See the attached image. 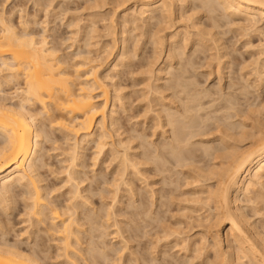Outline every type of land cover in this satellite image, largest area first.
<instances>
[{"label":"bare ground","instance_id":"obj_1","mask_svg":"<svg viewBox=\"0 0 264 264\" xmlns=\"http://www.w3.org/2000/svg\"><path fill=\"white\" fill-rule=\"evenodd\" d=\"M9 1L10 0H0V210H2L3 214L6 216V218H1V216L3 217V215L0 214L1 215L0 216V264H82L83 260L84 261H87V260L84 258L85 253H86V252L84 253V247H83L84 245H83V239H82V236H84V235L81 236V234H83L82 230L85 231L83 229L85 224L88 223V221L90 223V220L93 221L95 211L93 213L94 215L91 214L93 216V217H91L89 213L85 214L84 209H83V207H84L83 205H85V204H83V202L85 203L84 200L86 199L83 196V193L86 191V189L82 185H83V183H85L84 180H86V179L83 180V177H82V175L84 174V171L82 169L85 166H84V161H83L84 156H83V153H81V149H83L85 144H87L88 142L90 143V141L94 140L96 142L98 152L95 154L96 157L93 159L95 162H97L99 160L101 154L104 153V148L109 143V142L107 143V141L108 140H111V141L114 140L115 136L119 137L118 138V145L123 147L124 151L118 157L119 159L118 158L116 159V161L119 162V164H117V165H119V168L117 171V175L119 176V179H114V181L112 182L113 186L114 187L116 186V189H117L116 192L114 191L115 195L118 194L119 188L121 187V185H120L121 183L120 184L118 183L119 180L122 182V185L128 183L127 180L125 179V177H127L129 175V170L131 168H133L134 171L136 170V173H135L136 176H139V174L142 173V171L138 169L139 164L129 154V151H130L129 146L125 145L124 141L120 139L122 134L119 132L120 131V128H119L120 125L118 126L119 121H117V118L115 117V111L112 110L111 113L109 112V109L111 108L110 104L112 101V97L110 96L111 93H110L109 89L113 88V90L115 91V95H116V93L117 94H119V92L121 93V91L119 90L118 85L115 82H113L115 80L114 77H112L114 79L113 80L108 72L107 73L103 72L104 73L103 74L102 72L99 71L100 69H102V65L91 66L87 70V68H86L87 65L91 64V62H96V61L90 60L91 58L90 59L87 58L86 61H84V64L82 63L83 65L78 66L77 70L75 72L71 73L70 67L68 65L69 64L68 61L66 59H64V57H62L61 48L59 47L61 45L58 46L57 44L53 43V41L51 42L49 40L48 36H46V35H40V36L35 35V33H33L32 30H29V26L34 25V23L31 22L33 24L30 25L31 23H30L29 19L28 20L25 19L26 16L24 17V15L23 16L20 15L21 21H19L22 28L19 29L18 28L19 26L18 25L16 26V24L13 20V17H14L13 15L16 11L15 10L13 11L11 9V11L7 12L6 5ZM90 1L91 0H89V2ZM130 1L131 0H101V2H98V0L97 1L94 0V2L91 5L90 4H88V5H90V7H95L97 9V8L105 7L106 4L109 5V2H110L112 4H116V6L119 7V5L120 6L121 5L126 6L127 4H130ZM134 1H132L133 4L134 3L138 4V6L134 5V6H137V7H135V9H132L129 7L127 8L128 12L124 13V15L122 17V22H123L122 24L124 25V27L126 25L129 26V23L135 24L136 22H139V21H141L143 24H146L149 28L148 31H149L150 38L153 41V45L157 46L156 50L158 49V46L166 47V51L168 53L167 58H169V60H173V59L177 60L178 57L181 56V54L178 53L179 48L176 46V44L178 42L177 41L178 39H184L183 33L177 32L174 35H171L170 38H168V36H167V38L166 37L165 38L159 37L158 34L163 32L166 29H169L170 26L172 25L173 21L176 22V24H177V22H178L177 20L183 19L185 14H186L185 12H183V9H185V3H186V5H187V2L190 3L192 5L190 8L191 11H193L192 13H194V11H195V13L190 17V21H191L190 26H191V28L193 27V29H196L195 30L196 36H197V38H199L198 42H195L196 44H194L196 46L195 50H194V56L197 55V58H199V60H200V59H202L200 57V54H206L207 51H208V53H210V51H215L214 53H210L208 56H205V59L212 61V63L213 62L215 63V68H214L215 70L214 71L218 76H222L224 74L223 73L224 70L228 69V66H226V65L229 63V61L227 60L229 53L226 51L227 46L225 47V44L223 43V40H224L223 38L226 37L225 35L228 34V32H232L231 28H229V30H227V31H221V29L225 26H228V25H231L232 27L236 26V25H234L235 23H233V22H235L236 18H238V19L241 18L242 20H244V22H247L248 24H247V26H243V24L241 22L242 26H238L236 32L242 30V31H245V34L250 35V32L253 29H254V32L261 30V29H259L258 24H259L260 20L264 19V0H201L200 4H198V3L195 4V1H197V0H188V1L187 0H134ZM53 3H54V1H53ZM56 9H57V7H56ZM92 9H94V8H92ZM89 11H91V10H89ZM176 12H178V19L176 17V15H177ZM95 14H96V12H95ZM97 15H99V14H97ZM100 15H101V13H100ZM114 15H116V14H114ZM93 16H94V14H93ZM58 17H60V16H58ZM116 17H114V18L118 20V18H116ZM48 20H51V19L48 18ZM117 20L112 19L111 24H112L113 28L116 27V25H118ZM223 20H228V21L226 23H224ZM105 21H107V20L105 19ZM182 21L183 20H181V22ZM174 22H173V28L175 26ZM37 23H39V22H37ZM37 23H36V25H38ZM71 23L77 24V23H75V21H72ZM71 23H70V26L72 25ZM187 23H188V20H187ZM260 23H262V22H260ZM74 24H73V26H74ZM91 24H93V23H90L89 27L94 25V24L93 25H91ZM107 27H108V25H107ZM113 28H111V29H113ZM171 28H172V26H171ZM30 29H33V28H30ZM181 29H183V28H181ZM234 31H235V29H234ZM248 31H250V32L248 33ZM113 32H115L114 29H113ZM121 33H122V35H124L125 31H122ZM251 33H253V32H251ZM45 34H47V33H45ZM161 36H163V35H161ZM190 37H192V36H190ZM232 37L234 38L235 36L233 35ZM53 40H55V39H53ZM56 40H58V39H56ZM259 41H261V40H259ZM182 42H183L182 45H184L185 41H182ZM208 42H210L211 45L215 47V48L213 47V49H215V50H213L211 46H207L206 47L207 50H204L203 48H200L202 50L197 49L199 46L200 47L202 45L206 46ZM52 43H53V45H52ZM56 43H58V42H56ZM126 43L127 42H126V36H125V38L123 37V39H121V45H122V49H123L122 51L123 52L120 54L118 62L117 63L115 62L116 64L113 66V69L117 70L119 66L121 67L122 63L125 62L124 58H125L126 54L129 55L128 50L126 49L128 47V46L126 47ZM226 44H228V43H226ZM155 46H154V48H155ZM263 46H264V44H263ZM179 47H181V46H179ZM185 49H187V47H185ZM106 50L107 49L104 50L105 51L104 53H106ZM180 50H182V49H180ZM108 51H107V53H108ZM131 51H133V50H131ZM163 51H165V49ZM155 52L156 51L154 50V53ZM183 53H184V49L182 52V56H183ZM198 53H199V55H198ZM156 54H157V52H156ZM157 55H160V52H158ZM110 56H111V54H110ZM110 56L108 55V58ZM152 56H155V55H153V53H152ZM161 56H163V55L161 54ZM263 56H264V51L261 50V52H259L258 58H254L255 60H253V61H255L254 65H256L255 68L253 69L254 70L253 72L256 75V77L258 78V80L261 82H264V58H262ZM155 57L158 58V56H155ZM165 57H166V55H165ZM183 59H185V57ZM186 59H188V58L186 57ZM205 59H203V61ZM188 61H185V63H188ZM170 62L173 63V61H170ZM195 62H198V61H195ZM99 63L101 64V62H99ZM182 63L180 64L181 68L179 67L180 68L179 73L174 77V82L172 84V88L176 91V95L178 97L180 96V101L186 100L187 97H190L193 100H195V101L192 100L195 103H196V101H203V99L199 100L200 90H198L199 91L198 94L197 93L196 94L191 93V91H194L192 89V87L194 86V88H195V86H196V83L194 81H197V80H195V77H194V80H192V79L190 80V78H188L186 76V74H188V72L190 73V71H193V69L188 71V68L186 67L187 65L185 66ZM191 64H194V63H191ZM201 65L204 66L203 63ZM250 65H251V63H250ZM82 67L83 68L85 67L86 70L85 71L82 70ZM193 67H195V66H193ZM193 67H190V68H193ZM171 68H173L172 65H171ZM176 68H178V67H176ZM202 68L204 69V67H202ZM231 68H229V69H231ZM210 70H212V68ZM151 71H152V69H151ZM177 71L175 70V72H177ZM240 71H241V69H240ZM239 73H241V72H239ZM212 74L213 73L211 72L210 75L212 76ZM188 75L190 76L191 74H188ZM192 75H193V73H192ZM192 75H191V77H192ZM241 77L242 76H240V78ZM231 79H233V78H231ZM21 81H23V87L19 88L17 90L15 89L16 90V92H15L16 96L14 98H16L17 100H14L13 96L9 98V96L4 92V86L5 85H12L13 83H18ZM117 81H119V80H117ZM78 82H80V83H78ZM169 83H170V81H169ZM230 83H232V82H230ZM258 84H261V83H258ZM228 87H229V85H228ZM230 87H232V86H230ZM120 89H122V88H120ZM149 89H150V87H149ZM159 89H161V88H159ZM154 90H156V89H154ZM221 90H223V89H221ZM230 90H232V89H230ZM243 90H246V89L244 88ZM248 90H249V88H248ZM95 91L100 93V95L95 94ZM216 91H218V90H216ZM233 92H235V91H233ZM223 94L224 93L222 92V95ZM156 95H158V94H156ZM210 95H212V94H210ZM218 95H219V93H218ZM119 96L121 97V95H118V97ZM206 96H209V95H206ZM118 97H117V99H118ZM161 97H157V98H161ZM123 98H125V97H123ZM165 98L162 97L161 99H158V100L161 103V101H163ZM171 98H173V97H171ZM114 99H115V97H114ZM218 99L220 100L221 98L218 97ZM158 100H156V101H158ZM159 101H158V103H159ZM187 101L188 100H186L187 104H185V103H182V104L188 105ZM174 102H176V101L174 100ZM211 102H213V101L211 100ZM234 102H235V100H234ZM114 103L115 102L113 100V104ZM158 103H157V105L159 106V109H155V110H153V112L156 115L155 118L158 119L159 122H157L158 124L154 125V128H156L155 126H159L160 128L162 127L161 129H165L163 131V135L166 136L165 134L170 133L171 136H170V134H169V137L167 135V140H168V138H170L169 139L170 141L169 140L168 141L162 140V142H160V140L157 139L159 141V143H157V144L156 143L154 144V142L149 143L147 141L146 142L148 144L145 143L146 145L150 144L153 147L151 149V151L149 150V153H146V156H147L148 163H150V165H152L155 168V170L159 168V163L163 164V161L165 163V153L166 152L169 154H173L174 156L179 155V153L181 152V149H182L183 142H186L184 139L188 140L187 137H185V138L183 137L185 134L184 131L187 132L186 131L188 129L187 127H189V125L191 124V121H192V119H190V117H188L189 114L187 115V110L185 108H184V113H182L180 108L177 107L178 105L175 106V108H172L169 105L171 102L170 103L168 102L169 104L168 103L167 104H163V103L158 104ZM223 103H224V101H223ZM113 104H112V107H113ZM120 104H122V102ZM200 104L201 103L198 102V105H200ZM210 104H212V103H210ZM198 105H197V107H198ZM230 105H231V103H230ZM35 107H37V109ZM191 107H190V109H191ZM230 107H232V106H230ZM114 108H115V106H114ZM150 108H152V107H150ZM199 108H200V106H199ZM202 108H203V105H202ZM225 110H227V109H225ZM228 110L230 111L231 109H228ZM232 111H233V109H232ZM251 111H253V110H251ZM109 113L111 114V116H109ZM198 113H197V115H198ZM151 114H152V112H151ZM193 114H194V112H193ZM252 114H254V112H252L251 115ZM178 115L183 116V118H185V119H187V118L190 119L187 126L185 124L186 122L184 121L185 123L183 122L184 123L183 127L182 128L179 127V129H177L176 124H177V121L179 119L176 120V117ZM254 116H255V114H254ZM258 116H260L259 113H258ZM109 117H111V119ZM191 117H193V116H191ZM180 118H182V117H180ZM227 118H229V117H227ZM252 118H254V117H252ZM199 119H200V117H199ZM180 120H182V119H180ZM180 120H179V122H180ZM194 120H196V119H194ZM187 121H188V119H187ZM203 121L205 122V120H203ZM109 122H110V126H109ZM196 122H197V120H196ZM251 122H252V120H251ZM198 123H195V124H197V126H198ZM262 123H257V125H256L257 129L254 126L255 130H257V131H255L256 133H253L254 131L253 132L250 131V133H249V132H246L247 131L246 130V131L242 132L240 135L239 134L240 131H239L238 136H240V138L235 137V138H238V139H236V141L234 140L235 142L240 141L239 139H241V138L244 140L245 139L250 140L253 137L254 140L252 142H249L250 145H248V147L242 149L239 145L232 143L233 141H230L229 143H231L233 145H227L226 144V146L222 149V152L220 154L214 155L212 157V161H216V160L218 161V159L220 158L219 163L212 162L213 164H211V165L209 164V166H207V168H204V169L202 168V170L199 172V177L196 176V174H198V172H196V174L193 172L194 174H192L198 178L197 179L198 183L201 181H204V182L209 181L210 182L211 180H214L213 182L215 183V184L213 183V185H210L211 183L209 184V182H207L210 186H209V188L207 187L208 191L206 192V196L197 198L198 204L200 203L201 206L203 205V207H206V206L209 207V209H207V210L210 212L209 218L211 217L210 219H212L211 225L207 222L210 226V227L208 226V229L210 228V230L206 231V232L209 231L208 233H209L210 238L212 239V243H213V245H212V243L210 244L213 247H211L209 245H207V246L211 247L210 249L213 248L215 250V253H216L215 261L212 264H264V232L261 231V229L259 228L260 225L257 226V224L254 221H252L253 218H251L250 217L251 215L248 214L249 211L248 212L245 211V204H244V201L241 199V196H244L245 202L253 205L252 210L256 214L255 216L257 217L258 214H260L259 217L261 216V210H260L261 206L259 207L260 209H258V205H259L258 203L261 200H263V198H264L263 197L264 193L263 194L261 193L264 190V124H262ZM201 125H199V127ZM204 125H205V123H204ZM253 125H255V124H252V127H253ZM232 126H233V124H232ZM242 126L244 127V123ZM167 127L169 128V130H166ZM190 127H192V126L190 125ZM53 128L60 130L59 136L61 137L60 139L57 137L56 138L57 140H55L54 142L57 143V142L62 140V141H64L62 143L69 144V146H68L69 148L67 151L68 153H66V152L63 153V155L66 154V155H69V157H68V159H66L65 158L66 156L64 155L65 157L62 158V160L64 159L62 161V164H64L66 183H67V185L69 184L70 188H72V189L68 193V196L70 195L69 199L66 201L64 200L65 201L64 203L60 202L59 200L54 199V198L58 199L60 196H56L58 193L54 194L55 191H57V190H53L51 187H48L47 183H46L47 185L44 184L45 179H44V177H43L44 175L42 173V169L47 167V165H48V163L44 160V157H43L45 155H42L43 143H44L45 139L47 140L48 138L51 137L52 133L54 132L53 130H55ZM185 128H187V129L184 130ZM192 128H194V126ZM233 128H235V127H233ZM231 129L228 128L227 130H224V132L222 131V133H223L222 139H220L221 143H226L227 138L231 139V137H232V139H233L234 134L229 133V130H231ZM190 130H192V129H190ZM207 130H209V129H207ZM253 130H254V128H253ZM218 131H220V130L218 129ZM197 132H195L196 135H197ZM220 133H221V131H220ZM232 133H234V132L232 131ZM135 134L138 135V133H135ZM153 134L155 137L156 133H153ZM137 135H136V137H137ZM163 135H162V137H163ZM193 135L195 137L194 133H193ZM193 135L191 134V136H193ZM198 135H199V133H198ZM187 136H189V134H187ZM234 136H236V135H234ZM145 137H147V136H144V138ZM162 137L160 135V138H162ZM199 137H200V135H199ZM129 138H132V137L129 136ZM218 138H220V137H218ZM136 139L137 138H135L134 140H136ZM146 139H144V140H146ZM72 141H73V143H70ZM111 141H110V143L112 144L113 149H114L116 140H115V142L114 141L111 142ZM133 141H131V142H133ZM208 141L209 142L205 146V151L207 152V155L209 152L212 153V150L214 149L213 144H210L211 141L210 140H208ZM142 142H143V140H142ZM62 143H60V144H62ZM205 143L206 142L204 141V144ZM60 144H59V146H61ZM187 144H189L188 141H187ZM184 145H186V144H184ZM195 145H198V144H195ZM186 146H188V145H186ZM194 146H192V147H194ZM58 149H60V148H58ZM183 150H185V149H183ZM116 151L117 150H115V152ZM110 152H111V150H110ZM116 153L118 154V152H116ZM195 153H197V152H195ZM211 153H209V154L212 155ZM114 156H115V153H114ZM166 157L168 158V156H166ZM170 157L172 158L171 155H170ZM178 157H175V159ZM203 157H204V155H203ZM144 158H146V157H144ZM175 159H174V161H175ZM169 160H172V159L169 158ZM95 164H97V163H95ZM152 166H151V168H152ZM191 166L190 167L185 166V167H188V169H189V168H191ZM193 166H194V164H193ZM164 167H165V165H164ZM166 168L167 167H165V169ZM194 169H195V167H194ZM160 170L162 171V167H160ZM166 171H169V170L166 169ZM196 171H199V169ZM132 172H133V170H132ZM189 172H190V170H189ZM137 173H138V175H137ZM133 176H135V175H133ZM191 177H193V176H191ZM160 179H162V178H160ZM169 182H171V181H169ZM92 183H94V182L92 181ZM199 184H201V183H199ZM204 184H206V183H204ZM188 185H190V184H188ZM194 185H197V184L194 183ZM203 185H199V186H203ZM92 186H94V185H92ZM95 186H97V183L95 184ZM130 186L128 189H130ZM126 188H127V186H126ZM177 189H179V188H177ZM150 190H152L151 187H150ZM198 190H200V189L198 188ZM97 191H98V189H97ZM129 192H131V190ZM132 193H134V191ZM147 193H148V191H147ZM153 194H155V193H153ZM199 194L204 195L205 194L204 189L201 192H199ZM153 196H155V195H153ZM141 198H143V196ZM166 199H168V198H166ZM87 201L88 200H86V202ZM134 202H135V200H134ZM148 202H150V201H148ZM186 202L188 203V201H186ZM144 203H145V199H144ZM16 204H18L19 206L16 207L15 206ZM153 204L154 203H152L151 205H153ZM134 207H135V205H134ZM137 208H139V206ZM142 208H145V207H142ZM154 208H155V206H154ZM191 208H193V206ZM198 208L200 209L199 206H198ZM194 209H195V206H194ZM85 210H87V209H85ZM109 210H111V209L109 208ZM187 210H191V209L187 208ZM145 211H143V212L145 213ZM192 211H193V209H192ZM192 211H190V212H192ZM195 211H193V212H195ZM208 211H207V214H208ZM22 212L27 217V220L24 221V223L28 224V226L26 227L27 230H26V232H24V231L23 232H24V234H27L26 240H28V242H30L28 244V246H23L21 244L22 242H20V243L19 242H13V239L10 238V235L13 231V228L11 226H15V225H12V219L8 218L7 216L12 215V213H14V214L16 213L17 216L23 215ZM204 212H206V211H204ZM112 213L113 212H111V211L106 212L105 217H104V215L102 216V218L104 217L105 219H102V222L98 223V227L96 229L101 228V227L103 228L104 226H106V224L108 225V221L111 219L109 217L112 215ZM137 213H139V212H137ZM142 214L143 213H141V215ZM96 215H98V214H96ZM150 215H152V214H150ZM206 215H204V216H206ZM160 217H161V215H160ZM97 218H99V217L96 216L95 220H97ZM150 218H151V216H150ZM209 218H207V219L209 220ZM191 219H192V216H191ZM191 219H190V221H191ZM184 221H185V219H184ZM190 223H192V221ZM204 224H206V223H204ZM17 226H19V225H17ZM261 226L263 227V224ZM187 227L189 228V226H187ZM191 227L193 228V226H191ZM104 228H103V230L108 229V227L107 228L104 227ZM168 228H169V226H168ZM200 228H202V227H200ZM93 229H94V227H93ZM101 229H99V230H101ZM162 229H164V228H162ZM167 230H169V229H167ZM88 232H90V231H88ZM157 233H159V232H157ZM177 234H179V233H177ZM177 234H175V235L179 237V235H177ZM100 236L102 239L105 237V234H101ZM19 237H23V234H22V236L20 235ZM180 238H182V237L180 236ZM99 239H100V237L98 238V241H99ZM166 239H167V237H166ZM174 240H175V237H174ZM188 240H187V242H188ZM205 240H207V239H205ZM201 241H202V239H201ZM160 242H161V239H160ZM205 243H206V241H205ZM91 244L94 245L93 243H91ZM102 244L104 245L103 246L104 248L102 247L104 250V253H103V251L101 252L103 254H106V249H109L110 251L112 249H114L113 247H109L108 246L109 244L108 243L106 244L105 241H104V243H101V245ZM188 244L190 246L191 242H189ZM199 244H198V246H199ZM224 244H227L225 246V247H227V249L224 248ZM182 245H185V243ZM196 245H197V242H195L193 244V246H196ZM89 246H91V245H89ZM127 246H124V247H127ZM92 247H91V249H92ZM187 247H188V245H187ZM187 247H186V249H187ZM205 249L207 251L209 250L206 247H205ZM205 249L203 248V250H205ZM100 250H102V249H100ZM125 250H126V248L124 249V251ZM214 250H212V251H214ZM114 251L116 252V250H114ZM114 251L110 252V253L112 254V253H114ZM88 252L90 254L91 251H88ZM201 252H204V251L201 250ZM107 253H109V252H107ZM118 253H121V251H119ZM118 253H116V254H118ZM168 253H169V251H168ZM91 254H92V252H91ZM91 254H90V257H92ZM122 254L123 253H121V255ZM196 254H197V252H196ZM226 255H228V257L225 258ZM58 259H61V260H58ZM113 259H114V257H113ZM119 259H121V258H119ZM109 260H111V257L109 258ZM90 261H92V260H90ZM111 261H109L108 263L111 262L110 264H112L113 262H115V259L111 260ZM117 261L118 260H116V262ZM209 262H210V258H209ZM85 263L87 264V262H85Z\"/></svg>","mask_w":264,"mask_h":264},{"label":"rangeland","instance_id":"obj_2","mask_svg":"<svg viewBox=\"0 0 264 264\" xmlns=\"http://www.w3.org/2000/svg\"><path fill=\"white\" fill-rule=\"evenodd\" d=\"M53 1H54V3H53ZM132 1H134V0H131L130 4H127L126 6L125 5H121V6L119 5V7H117L116 4H112L109 2V5L106 4L107 6L105 5V7L96 9L95 7H90V5L94 2V0H91L90 2H89V0H39V1L38 0H10L7 3L6 7H7V12L11 11V9L13 11L14 10L16 11L13 15L14 16L13 20H14L16 26L17 25L19 26L18 27L19 29L22 28V26L20 25V22H19V21H21L20 15H22V16L24 15V17L26 16L25 19H27V20L29 19L30 23L31 22L34 23V25H32L33 23L30 24L32 26H29V30H32V32L35 33V35H37V36L46 35V36H48V38L51 42L53 41V43L57 44L58 46L61 45L59 47L61 48L62 57H64V59H66L68 61V63H69L68 65L70 67L71 73L75 72L77 70L78 66L83 65L84 61H86L87 58L88 59L91 58L90 60H93L96 62H91V64L87 65L88 66V67L86 66L87 70L91 66L102 65V69H100L99 71L102 73L108 72L109 75L111 76V78L114 77L115 80L112 78L114 80L113 82H115L118 85L119 90L121 91V93L119 92V94L116 93V95H115V91L113 90V88L109 89L110 93H111L110 96L112 97V101L110 104L111 108L109 109V112L111 113L112 110L115 111V117L117 118V121H119L118 126L119 125L121 126V127L119 126V128H120L119 132L122 134L120 139L124 141L125 145L129 146V148H130L129 154L139 164L138 169L141 170L142 173L139 174V176H136V174H135L136 170L134 171V169L131 168L129 170V175H128L129 177L128 176L125 177V179L127 180L128 183L122 185V182L119 180L118 183L119 184L121 183L120 184L121 187L119 186L120 187L119 192H118L119 195L118 194L115 195V192L117 189H116V186L115 187L113 186L112 182L114 181V179H119V176L117 175V171L119 168V165H117V164H119V162L116 161V159L124 151V148L118 145V138L119 137L115 136L114 140H112L114 142L116 140L114 149L117 150L116 152H118V154L113 149V146L110 143L111 140H108L107 143L108 142L109 143L104 148V153L101 154V156L97 162H95L93 159L96 157L95 154L98 152L96 142L94 140L90 141V143L88 142L87 144H85L83 149H81V153H83V156H84L83 161H84V166H85L82 169L84 171V174L82 175V177H83V180L86 179V180H84L85 183H83V185H82L86 189V191L83 193V196L86 198L84 200L85 203L83 202V204H85V205H83L84 206L83 209H84V213L85 214L89 213L91 217H93L91 214H93L95 211V215L93 214L94 215L93 221L90 220V223L88 221V223L85 224V226H84L85 228L83 227V229L85 231L82 230L83 234H81V236L84 235V236H82L83 245H84L83 246L84 247V253L85 252L87 253V254L85 253V256H84V258L87 261L83 260L82 264H86L85 262H87V264H110L112 262L111 260H114V259H115V262H113L112 264H114V263L115 264H206V263L212 264L215 261L216 253H215V250L213 248L210 249L211 247H213L210 245L212 243V239L210 238V235L208 233L209 231L206 232L207 230H210V228L208 229V226H209V224L211 225L212 219H210L211 217L209 218L210 212L207 210V209H209V207L208 206L203 207V205L201 206L200 203L198 204L197 198L206 196V192L208 191L209 186L213 185L214 180H211L210 182L209 181H206V182L201 181V182H199L201 184H199L197 181L198 178L196 176L199 177V172L202 170V168L203 169L207 168V166H209V164L210 165L213 164L212 162H216V163L220 162V158L218 159V161L217 160L212 161V157L214 155L220 154L222 152V149L226 146V144L227 145H233V144L229 143L230 141H233L232 143L239 145L242 149L248 147V145H250L249 142H252L254 140L253 137L250 140L249 139L244 140L241 138V139H239L240 141H237V142H235V141L238 138H235V137L240 138V136H238V135L239 134L241 135V133L246 131V130H247L246 132H249V133H250V131L251 132L254 131L253 133H256L255 131H257V130H255V127H256L257 123H262L264 121V119H263L264 118V82L259 81L253 72L254 71L253 69L256 66V65H254L255 61H253V60H255L254 58H258L259 52H261V50L264 51V46H263V44H264V40H263L264 39V34H263L264 33L263 32L264 31V19L263 20L259 19L260 22H262V23L259 22L258 27L261 30L254 32V29H253L251 31L253 33L248 31V33L250 32L251 36L249 34L248 35L245 34V31H242V30L236 32L238 26H242V24H243V26H247V24H248L247 22H244V20H242L241 18L235 19V22H233V23H235L234 25H236V26H233L234 28L231 25H228L229 27L225 26L221 29V31H227V30H229V28H231L232 32H228L229 35L226 34L225 35L226 37L224 36L226 39L223 38L224 39L223 43L225 44V47L226 46L228 47V48L226 47V51L229 53L228 54L229 56L227 59L229 61V63L226 65V66H228V69L224 70L223 73L225 75L223 74L222 76H218L214 71L215 70L214 69L215 63L214 62L212 63V61L205 59V56H208L210 53H214L215 51H210V53H208V51H207L206 54H200V57L202 58L200 60H199V58H197V55L194 56V50L196 47L194 44H196L195 42H198L199 38H197V36H196V31H195L196 29H193V27L191 28V26H190L191 25L190 17L195 13V11H194V13H192L193 11H191V9H190L192 5L187 2L188 0L186 1L187 5L185 3V9H183V12H185L186 14L184 13L185 16L183 19H181L184 22L183 21L181 22V20L179 19V20H177L178 22L176 24V22L173 21L175 23L174 28H173V22H172V25H171L172 28L170 26L169 29H166L167 31L164 30L163 32L158 34L159 37H164V38L166 37L167 38V36H168V38H170L171 35H174L177 32L183 33L184 37L183 36L182 37L185 40L184 39H178L177 40L178 42L176 44V46L179 48L178 53L181 54V56H179L177 60L176 59L169 60V58H167L168 53L166 51V47L158 46L159 50L158 49L156 50L157 46L153 45V41L150 38L149 31H148L149 28L146 24H143L141 21H139V22H136L135 24L129 23V26L126 25L124 27V25L122 24L123 23L122 17L124 15V13L128 12L127 8L129 7V8L135 9V7L138 6V4H135V3L133 4ZM197 1H195V4H197V3L200 4L201 0H197ZM98 2H101V0H98ZM88 4H90V5H88ZM134 5H137V6H134ZM56 7H57V9H56ZM92 8H94V9H92ZM89 10H91V11H89ZM95 12H96V14H95ZM100 13H101V15H100ZM176 13H177L176 17L178 19V12H176ZM93 14H94V16H93ZM97 14H99V15H97ZM114 14H116V15H114ZM58 16H60V17H58ZM114 17L118 18V20L115 19ZM48 18L51 20H48ZM105 19L107 21H105ZM112 19L117 20V22H118L117 23L118 25H116V27H114V28L112 27V24H111ZM187 20H188V23H187ZM72 21H75V23H77V24L73 23L74 24V26H73V24L71 23ZM223 21H224V23H226L228 20H223ZM37 22H39V23H37ZM241 22H242V24H241ZM36 23L38 25H36ZM70 23L72 24L71 26H70ZM90 23H93L94 25L91 24L93 26L89 27ZM107 25H108V27H107ZM110 27L113 28L115 32H113V29H111ZM30 28H33V29H30ZM179 28L180 29L183 28V29L180 30ZM234 29H235V31H234ZM122 31H125L126 35L125 34L122 35V33H121ZM45 33H47V34H45ZM161 35H163V36H161ZM189 35L192 36L193 38L190 37ZM233 35L235 36L234 38L232 37ZM125 36H126V42L128 43V44L126 43V47L128 46L126 49L128 50L129 55L126 54V56L124 58L125 62L123 61L124 63H122L121 67L119 66L118 69L116 70V69H113V66L118 62L120 54L123 52L122 51L123 50L122 45H121V39H123V37L125 38ZM53 39H55V40H53ZM56 39H58V40H56ZM259 40H261V41H259ZM182 41H185L184 45H182L183 44ZM56 42H58L59 44ZM53 43H52V45H53ZM209 43L210 42H208L206 46H204V45H202L201 47L199 46L197 49L203 48L204 50H207V48H206L207 46H211L213 49L214 46H212L211 43L210 44ZM226 43H228V44H226ZM154 46H155V48H154ZM179 46H181L182 48ZM185 47H187V49H185ZM105 49H107L106 53H104ZM130 49L133 51H131ZM164 49H165V51H163ZM180 49H182V50H180ZM183 49H184V53L182 56ZM154 50L157 52V54H158V52H160V55H157L156 52L154 53ZM200 50H202V49H200ZM213 50H215V49H213ZM107 51L109 54L107 53ZM152 53H153V55L158 56V58L155 56H152ZM110 54H111V56H110ZM161 54L163 56H161ZM108 55L110 56L109 58H108ZM165 55H166V57H165ZM198 55H199V53H198ZM184 57H185V59H183ZM186 57L188 59H186ZM262 58H264V56ZM203 59H205V60L203 61ZM194 60L198 61V62H195ZM170 61H173V63ZM185 61H188V63H185ZM99 62H101V64ZM181 63L185 66L187 65L186 67L188 68V71L193 69V71H190V73L188 72V74H191V75L193 73L192 77H191V75L189 76L188 74H186V76L188 78H190V80L191 79L194 80V77H195V80H197V81H194L196 83V86H195V88H194V86L192 87V89L194 91H191V93L192 94H196V93L198 94V92H199L198 90H200L199 100L203 99V101H196V103H195V102H193L195 100H193L190 97H187L186 100H188L187 101L188 105H185V104H187L186 100L180 101V96L178 97L176 95V91L172 88V84L174 82V77L180 71V68H181L180 64ZM191 63H194V64H191ZM202 63L204 64V66L201 65ZM250 63H251V65H250ZM171 65L173 68H171ZM193 66H195V67H193ZM176 67H178V68L180 67V68L178 69ZM190 67H193V68H190ZM202 67H204V69ZM86 68L82 67V70L85 71ZM211 68L213 71L210 70ZM229 68H231V69H229ZM151 69H152V71H151ZM240 69H241V71H240ZM175 70L176 71L178 70V71L175 72ZM210 71L213 73L212 76L210 75V73H211ZM239 72H241V73H239ZM240 76H242V77L240 78ZM231 78H233V79H231ZM117 80H119V81H117ZM169 81H170V83L171 82L172 83L170 84ZM230 82H232V83H230ZM257 82L261 83V84H258ZM78 83H80V82H78ZM228 85H229V87H228ZM230 86H232V87H230ZM22 87H23V81L18 82V83H13L12 85H5L4 86V92L9 96V98L12 96L14 98L16 96L15 95L16 90L19 88H22ZM149 87H150V89H149ZM120 88H122V89H120ZM159 88H161V89H159ZM244 88L247 91L243 90ZM248 88H249V90H248ZM154 89H156L157 91ZM221 89H223V90H221ZM230 89H232V90H230ZM216 90H218V91H216ZM233 91H235V92H233ZM222 92L224 93L223 94L224 96L222 95ZM218 93H219V95H218ZM95 94L100 95V93H98L97 91H95ZM156 94H158V95H156ZM205 94L209 95V96H206ZM210 94H212V95H210ZM118 95H121L122 98L120 96L118 97ZM116 96L118 97V99ZM161 96L163 98H165V97L166 98L163 101H161V103H160V101L158 99H161L162 98ZM114 97H115V99H114ZM123 97H125V98H123ZM157 97H161V98H157ZM171 97H173L174 99ZM218 97L221 99L219 100ZM14 100H17V99L14 98ZM113 100L115 102L114 104H113ZM156 100H158L160 104H162V103L167 104L168 102L169 103L171 102L170 104L169 103L168 104L172 108H175V106L178 105L177 107L180 108L182 113H184V108H185L187 110V115L189 114L188 117H190V119H192L190 125L192 127L194 126L195 129L190 127V125L187 128L189 130L192 129L193 131L192 130L189 131L187 128L184 129V130L187 129L186 130L187 132L184 131L185 134L183 137L184 138L187 137L188 140L184 139L186 142H183V144H182V149H181V152L179 153L180 156L179 155L174 156L173 154H169L166 152L165 153V163H164V161H163V164L159 163V168L155 170V168L152 165H150V163H148L147 156H146V153H149V150L151 151V149L153 147L150 144L146 145L145 143L154 142V144L155 143L157 144V143H159L158 140H160V142H162V140L168 141L170 139V138H168V140H167V135L169 137L170 133L165 134L166 136L163 135V131L165 129H161L162 127L160 128L159 126H155L156 128H154V125L158 124L157 122H159V120L155 118L156 115L153 112V110L159 109V106L157 105L158 101H156ZM174 100L177 103L174 102ZM211 100L213 102H211ZM234 100H235V102H234ZM223 101H224V103H223ZM121 102H122V104H120ZM198 102L201 104L198 105ZM182 103H185V104H182ZM210 103H212V104H210ZM230 103H231V105H230ZM112 104H113V107H112ZM197 105H198V107H197ZM202 105H203V108H202ZM114 106H115V108H114ZM199 106H200V108H199ZM230 106H232L233 108ZM150 107H152V108H150ZM190 107H191V109H190ZM35 108L37 109V107H35ZM225 109H227V110H225ZM228 109H231L230 110L231 112ZM232 109H233V111H232ZM251 110H253V111H251ZM151 112H152V114H151ZM193 112H194V114H193ZM196 112L197 113L199 112L198 115ZM252 112H254L255 116H254V114L251 115ZM110 113H109V116H111ZM258 113L260 116H258ZM191 116H193V117H191ZM180 117H182V118H180ZM199 117H200V119H199ZM227 117H229V118H227ZM252 117H254V118H252ZM109 118L111 119V117H109ZM177 119H179V120L182 119V120H180V122H179V120L177 121V124H176L177 129H179V127L182 128L185 122H186L185 124L187 126L188 122L190 121L189 118H187L188 119V121H187V119H185V118H183V116H179V115L176 117V120ZM194 119H196L197 122ZM203 120H205V122ZM251 120L253 123L251 122ZM195 123H198V126ZM204 123H205V125H204ZM243 123H244V127L242 126ZM232 124H233V126H232ZM252 124H255V125H253V127H252ZM262 124H264V122ZM199 125H201V126L199 127ZM109 126H110V122H109ZM233 127H235V128H233ZM228 128L229 129L232 128L231 130H229V133L234 134L236 136L233 135V139H232V137H231V139L227 138L226 143H221L220 139H222V134H223L222 131L224 132V130H227ZM253 128H254V130H253ZM53 129H55V128H53ZM207 129H209V130H207ZM218 129L221 131V133H220V131H218ZM256 129H257V127H256ZM166 130H169V128L167 127ZM53 131L54 132L52 133V135L50 137L51 139L50 138H48L47 140L45 139V141L43 143L42 155H45L43 157H44V160L48 163V165H47V167L42 169V173H43V175H44L43 177L45 179L44 184L45 185L48 184V187H51L53 190H57V191H55L54 194L58 193L56 196H60L58 199L57 198H54V199L59 200L60 202L64 203L66 200L69 199L70 195L68 196V193L72 189V188H70V185L69 184L67 185V183H66L64 164H62V161L64 160V159L62 160V158H64L66 156L65 158L68 159V157H69V155H66V154H64L65 156L63 155V153H65V152L68 153L67 151L69 148L68 147L69 144L62 143V142H64L62 140L55 143L54 141L57 140L56 139L57 137L59 139L61 138L59 136L60 130L55 129ZM232 131L234 133H232ZM239 131H240V133H239ZM195 132H197V135ZM135 133H138V135ZM153 133H156L155 137H154ZM190 133L192 135L194 133L195 137H194V135L191 136ZM198 133H199L200 137H199ZM187 134H189V136H187ZM136 135H137V137H136ZM160 135H161V137L163 135V137L160 138ZM129 136L132 138H129ZM144 136H147V137L144 138ZM170 136H171V134H170ZM218 137H220V138H218ZM133 138L134 139L137 138L136 139L137 141L134 140ZM144 139H146V140H144ZM142 140H143V142L144 141L145 142L143 143ZM208 140H210L211 141L210 144H213V146H214L212 153L209 152L212 155H210L209 153L207 155V152L205 151V146L209 142ZM131 141H133V142H131ZM187 141L189 144H187ZM204 141L206 142L205 144H204ZM60 143H62V144H60ZM70 143H73V141ZM59 144L61 146H59ZM184 144H186L188 146H186ZM193 144L194 145L198 144V145L194 146ZM192 146H194V147H192ZM58 148H60V149H58ZM183 149H185V150H183ZM110 150H111V152H110ZM195 152H197V153H195ZM114 153H115V156H114ZM170 155L172 156V158L170 157ZM203 155H204V157H203ZM166 156H168V158ZM144 157H146V158H144ZM175 157H178V158L175 159ZM169 158L172 160H169ZM174 159L176 162L174 161ZM94 162L97 164H95ZM193 164H194V166H193ZM164 165H165V167H167L166 169H168L169 171H166ZM189 165L190 166L192 165L191 168L192 167L193 168L188 169V167H190ZM151 166L153 169L151 168ZM185 166H188V167H185ZM160 167H162V171L160 170ZM194 167H195V169H194ZM198 169H199V171H196ZM132 170H133V172H132ZM189 170H190V172H189ZM193 172L195 174H196V172H198V174H196V176L192 175V174H194ZM133 175H135V176H133ZM137 175H138V173H137ZM191 176H193V177H191ZM160 178H162V179H160ZM92 181L94 183H92ZM169 181H171V182H169ZM193 182L196 183L197 185H194ZM207 182H209V184L210 183L211 184L209 185ZM96 183H97V186L99 185L98 187L95 186ZM204 183H206V184H204ZM188 184H190V185H188ZM92 185H94L95 187ZM128 185L130 186V189H128L129 188ZM199 185H203V186H199ZM126 186H127V188H126ZM150 187L154 192L152 190H150ZM177 188H179V189H177ZM198 188L200 190H198ZM97 189H98V191H97ZM203 189H204L205 194L204 195L199 194V192H201ZM130 190H131V192H129ZM132 190L134 191V193H132L133 192ZM147 191H148V193H147ZM152 192L155 194H153ZM261 193L263 194L264 190ZM153 195H155V196H153ZM142 196H143V198H141ZM263 197H264V194H263ZM166 198H168V199H166ZM144 199H145V203H144ZM241 199L244 201L245 211H247V212L249 211L248 214L251 215L250 216L251 218H253L252 221H254L257 224V226L260 225L259 228L261 229V231L264 232V228H263L264 227V222H263L264 221V212H263L264 211V208H263L264 207V204H263L264 198H263V200H261L258 203L259 204L258 209L261 208L260 209L261 210V216L260 217H259L260 214H258L257 217L255 216L256 214L252 210L253 205L245 202L244 196H241ZM86 200H88V201L86 202ZM134 200H135V202H134ZM148 201H150V202H148ZM186 201H188V203ZM152 203H154V204L151 205ZM134 205H135V207H134ZM15 206L18 207L19 205L16 204ZM138 206L140 209L137 208ZM141 206L145 207V208H142ZM154 206H155V208H154ZM192 206H193V208H191ZM194 206H195V209H194ZM198 206L200 207V209L198 208ZM109 208L111 210H109ZM187 208L191 209V210H187ZM85 209H87V210H85ZM192 209H193V211L196 210L195 211L196 213L193 212ZM107 210L114 213V214L112 213V215H111L112 217L111 216L109 217L111 219L109 220L110 222L108 221V225L106 224V226H104L106 228L108 227V229L103 230L104 227L103 228L101 227L102 229L101 228L96 229L98 227V223L102 222V219H105L104 217H105L106 212H108ZM203 210L206 212H204ZM143 211H145V213ZM190 211H192V212H190ZM207 211H208V214H207ZM137 212H139V213H137ZM141 213H143V214L141 215ZM0 214L3 215V217L0 215L1 218H6V216L3 214L2 210H0ZM96 214H98V215H96ZM150 214H152V215H150ZM103 215H104V217L102 218ZM160 215H161V217H160ZM204 215H206V216H204ZM96 216L99 217V218H97V220H95ZM150 216H151V218H150ZM191 216H192L193 220L191 219ZM7 217L11 218L12 219V225H15V226H11L13 228L14 232L12 231L13 234L11 233L10 238L13 239V242H19V243L22 242L21 244L23 246H28V244L30 242H28V240H26L27 234H24V232H26V230H27L26 227L28 226L27 223H24V221L27 220V217L24 215V213H23V215H19V216H17L16 213L15 214L12 213V215L7 216ZM189 218L191 219L192 223H190L191 221ZM207 218H209V220ZM184 219H185V221H184ZM204 223H206V224H204ZM262 224H263V227L261 226ZM17 225H19V226H17ZM168 226H169V228H168ZM187 226H189V228ZM191 226H193V228ZM93 227H94V229H93ZM200 227H202V228H200ZM162 228H164V229H162ZM99 229H101V230H99ZM167 229H169V230H167ZM88 231H90V232H88ZM157 232H159V233H157ZM177 233H179V234H177ZM22 234H23V237H19L20 235L22 236ZM101 234H105V237L102 239L100 236ZM175 234L179 235V237L176 236ZM180 236L182 238H180ZM97 237L98 238L100 237L99 241H98ZM166 237H167V239H166ZM174 237H175V240H174ZM204 238L207 240H205ZM160 239H161V242H160ZM186 239L187 240L189 239L190 241L188 240V242H187ZM201 239H202V241H201ZM104 241L106 244L107 243L109 244L108 245L109 247L114 248L111 251L109 249H106V254H103L104 253V250H103L104 245L103 244L101 245V243H104ZM205 241H206V243H205ZM189 242H191L190 246L188 244ZM195 242H197V245H196L197 247L193 246V244ZM91 243H93L94 245H92ZM184 243H185V245H182ZM186 244L188 245V247ZM198 244H199V246H198ZM89 245H91V246H89ZM207 245H209L211 247H208ZM212 245H213V243H212ZM226 245L227 244H224V248L227 249V247H225ZM124 246H127V247H124ZM204 246L209 250L207 251ZM91 247H92V249H91ZM186 247H187V249H186ZM125 248H126V250L124 251ZM203 248L205 250H203ZM100 249H102V250H100ZM114 250H116V252ZM201 250L204 252H201ZM212 250H214V251H212ZM88 251L92 252V254L90 252L92 257H90V254ZM102 251H103V253H101ZM113 251L115 254L118 253L119 251H121V253H123V254L122 255H121V253H118L116 255L114 253L111 254L110 252H113ZM168 251H169V253H168ZM107 252H109V253H107ZM196 252H197V254H196ZM110 257H111V260H109ZM113 257H114V259H113ZM226 257H228V255H226L225 258ZM119 258H121V259H119ZM209 258H210L211 263L209 262ZM89 259L92 261H90ZM58 260H61V259H58ZM116 260H118V261L116 262ZM109 261H111V262L108 263Z\"/></svg>","mask_w":264,"mask_h":264}]
</instances>
